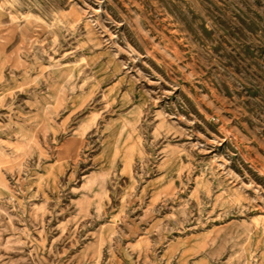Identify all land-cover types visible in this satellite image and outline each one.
Returning <instances> with one entry per match:
<instances>
[{
  "label": "rangeland",
  "instance_id": "374dc122",
  "mask_svg": "<svg viewBox=\"0 0 264 264\" xmlns=\"http://www.w3.org/2000/svg\"><path fill=\"white\" fill-rule=\"evenodd\" d=\"M0 264H264V0H0Z\"/></svg>",
  "mask_w": 264,
  "mask_h": 264
}]
</instances>
